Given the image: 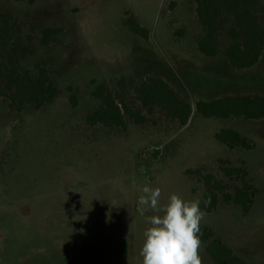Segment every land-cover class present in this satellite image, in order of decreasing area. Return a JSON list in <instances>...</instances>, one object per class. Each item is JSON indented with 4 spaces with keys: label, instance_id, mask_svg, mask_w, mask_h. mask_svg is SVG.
I'll return each mask as SVG.
<instances>
[{
    "label": "rangeland",
    "instance_id": "374dc122",
    "mask_svg": "<svg viewBox=\"0 0 264 264\" xmlns=\"http://www.w3.org/2000/svg\"><path fill=\"white\" fill-rule=\"evenodd\" d=\"M196 9L195 0H0L22 75L37 83L47 70L60 91L44 107L19 113L0 97V264H142L146 218L163 215L159 208L172 194L203 201L209 175L229 183L222 162L244 164L258 195L244 215L219 194L217 209L203 212L200 231H211L248 264H264V119L196 111L198 101L264 97V51L254 67L233 68L225 51L236 23L226 13L218 55L205 56ZM254 12L264 26V0ZM129 18L149 31L148 40L130 30ZM48 27L62 32L44 45ZM149 77L166 81L192 106L186 126L138 101L136 89ZM101 85L146 122H90L105 106L93 96ZM221 130L240 132L255 148L230 149L215 138ZM145 185L159 187L161 198L157 210L141 216ZM199 255L202 264H214L206 244Z\"/></svg>",
    "mask_w": 264,
    "mask_h": 264
},
{
    "label": "trees",
    "instance_id": "16d2710c",
    "mask_svg": "<svg viewBox=\"0 0 264 264\" xmlns=\"http://www.w3.org/2000/svg\"><path fill=\"white\" fill-rule=\"evenodd\" d=\"M260 0H195L197 16L205 36L199 43L200 50L209 58L216 57L219 50L218 34L220 20L227 13L232 15L236 28L231 31L234 43L225 51L230 65L238 70L250 69L260 60L264 51V26L256 16L254 9ZM127 25L130 30L148 40L149 31L134 18H129ZM60 28L48 27L42 31V42L49 45L56 42L61 33ZM11 24L8 18L0 19V97L6 99L11 110L22 112L26 106L42 108L52 102L59 94V88L50 80L47 70L40 71V80L30 83L21 73L20 67L9 49ZM134 85V80L129 81ZM122 89L125 82H121ZM137 99L150 113L154 108L161 109L169 119L177 120L186 126L192 116L193 108L166 81L159 77H149L142 81L136 89ZM96 99L102 100L105 106L90 114V122L98 121L104 125L126 127V117L136 123L146 122L145 117L134 112L128 105H119L106 87L101 85L93 93ZM74 105L77 101L71 98ZM198 114L219 119L245 118L247 120L264 119V97L261 95L226 96L213 101H198ZM215 138L230 149L242 148L252 150L255 143L235 130H221ZM222 172L230 179L224 184L215 180L212 175L205 177L203 201L199 206L203 212L211 213L219 205V194L224 200L242 210L244 215L250 213L258 195V188L249 180V171L243 164L230 166L222 162ZM230 189L234 192L231 193ZM206 244V253L214 264H248L243 258L236 256L234 251L221 239H214L211 231H200L198 234Z\"/></svg>",
    "mask_w": 264,
    "mask_h": 264
},
{
    "label": "clouds",
    "instance_id": "9594fccd",
    "mask_svg": "<svg viewBox=\"0 0 264 264\" xmlns=\"http://www.w3.org/2000/svg\"><path fill=\"white\" fill-rule=\"evenodd\" d=\"M138 198L137 212L144 216L147 208L157 210L161 189L145 185ZM199 200L186 201L172 194L168 202L159 208L163 215L147 217L151 225L145 232L140 255L142 264H202L200 222L204 213Z\"/></svg>",
    "mask_w": 264,
    "mask_h": 264
},
{
    "label": "crops",
    "instance_id": "0c3cea01",
    "mask_svg": "<svg viewBox=\"0 0 264 264\" xmlns=\"http://www.w3.org/2000/svg\"><path fill=\"white\" fill-rule=\"evenodd\" d=\"M203 53V52H202ZM204 54V53H203ZM233 96H237V95H233ZM83 215V214H82Z\"/></svg>",
    "mask_w": 264,
    "mask_h": 264
}]
</instances>
